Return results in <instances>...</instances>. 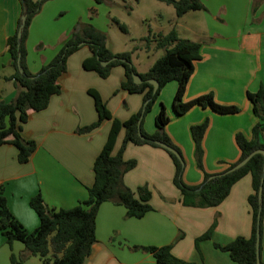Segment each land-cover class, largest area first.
Instances as JSON below:
<instances>
[{
	"label": "crops",
	"instance_id": "crops-1",
	"mask_svg": "<svg viewBox=\"0 0 264 264\" xmlns=\"http://www.w3.org/2000/svg\"><path fill=\"white\" fill-rule=\"evenodd\" d=\"M248 4L242 16L243 29L238 35L202 32L197 40L179 37L200 44V59L193 64L182 100L188 102L200 95L211 94L216 104L238 109L232 115L193 109L188 113L192 116L179 123L175 130H170L169 122L165 126L164 131L171 143L186 158L188 167L181 180L187 186H196L202 181V172L191 165L189 167V157L186 156L187 152H192L193 146L188 132L190 126L203 119L208 121L201 140L202 169L212 175L222 173L228 165L236 162L239 151L234 135L241 133L249 139L250 129L256 121L245 94L255 92L260 86L264 88V0L252 13ZM45 11L44 8L40 10L27 31L25 66L32 75L51 60L65 41H60L58 34L54 41L59 40V43L44 51L47 40L40 28ZM19 14L17 0H0V101L3 102L10 101L16 92L13 81L9 80L14 69L5 51V39L13 34ZM213 20H218L217 16ZM32 48L38 51L33 52ZM89 54L84 46L72 53L66 60V71L58 78L60 93L49 98L45 109L28 114L21 127V136L33 141L35 149L27 162L20 164L16 161L13 146H0L1 195L12 217L27 232H32L38 225V219L28 205L31 197L39 194L47 207L66 210L83 201L86 188L93 183L92 163L106 140L110 121H102L88 133L75 132L96 120L87 90L97 92L102 101L114 93L115 96L104 104L111 117L120 122L127 120L138 108L141 95L128 94L119 88L123 80L122 68L113 67L105 79H100L94 72L82 68V61ZM134 69L139 74L144 73ZM173 83H167L160 92L164 90L166 96L172 95L176 88ZM155 104L156 101L142 121V129L147 134L155 129L154 117L158 112ZM122 137L123 130L120 129L112 154L119 148ZM261 141L264 142V135ZM122 158L136 162L135 167L123 175V184L131 191L146 186L150 191L152 210L140 219H133L124 216L121 206L107 202L100 204L94 219L95 242L82 264H152L150 254L129 248L169 244H172L171 254L185 262L234 264L226 253L214 249L213 244L223 246L236 236H249L250 212L246 198L251 188L248 175L234 183L226 198L216 207L190 208L180 204L179 192L171 181L173 165L164 151L127 144ZM214 218L216 223L211 238L199 244L198 254L194 250V239L209 228ZM179 234L180 238L175 241ZM22 251L23 246L18 242L8 248L0 235V264H10V254L17 256ZM33 258L29 257L21 264H35ZM260 261L264 264V214Z\"/></svg>",
	"mask_w": 264,
	"mask_h": 264
},
{
	"label": "trees",
	"instance_id": "trees-1",
	"mask_svg": "<svg viewBox=\"0 0 264 264\" xmlns=\"http://www.w3.org/2000/svg\"><path fill=\"white\" fill-rule=\"evenodd\" d=\"M49 0H17L20 7L19 18L12 35L5 39V51L10 66L14 73L9 80L13 81L16 92L8 102L0 101V146L11 145L16 149V161L26 163L35 149L31 140L21 136V127L26 122L30 112H39L46 108L49 98L60 93L58 78L66 71L67 58L82 46L89 51V56L82 61L85 71L94 72L100 79H105L113 67L120 66L123 70V80L119 88L128 94L142 96L141 107L136 114L120 122L111 117L104 102L97 92L87 90L92 99L96 120L88 126L80 127L76 133H88L100 125L104 120L110 121V128L106 140L92 163L93 183L86 188V198L70 209H53L46 206L42 197L37 194L29 199V208L35 213L38 225L32 232H27L12 217L8 211L5 199L0 191V235L8 248L13 242L22 244L23 251L14 256L10 254V264H21L29 257L36 256L41 264H82L90 255L91 246L95 242L94 219L98 207L102 203L121 206L126 218L140 219L152 208L149 205L150 192L146 186L137 187L135 191L127 188L123 182V175L132 170L135 160H124L122 152L127 144L134 146H149L161 149L169 157L173 165L172 185L178 190L180 204L190 208H212L219 205L228 195L230 188L242 177L250 178L251 193L246 202L250 212V233L247 238L236 236L226 245L213 244L214 249L227 254L234 264H256L255 239L258 237V260L260 261V244L262 236V218L264 214V160L261 154L252 155L249 160L231 173L206 174L202 169L201 140L207 128V119L188 129L192 144L196 168L202 172V181L196 186H187L182 180V163L172 153L162 149L158 144H164L174 150L181 158V154L174 146L164 128L169 122L168 116L161 107L154 117V131L147 134L142 129V121L156 101L160 90L169 82L176 84L171 99V111L178 117L185 114L191 107L208 109L218 115H232L238 112L234 106L218 105L211 94L200 95L188 102L182 100L186 84L193 72L194 62L200 59V44L181 39L172 28L165 34L147 35L139 39L145 51L149 44L155 49L162 50V55L157 58L150 68L139 74L131 64L130 51L112 53L106 47V36L89 23L77 24L57 53L51 60L32 75L25 66V41L31 20L39 13L41 6ZM100 4L103 0H92ZM172 7L176 18L188 12L202 11L203 5L199 0H157ZM262 0L252 1L251 13L258 7ZM24 17V24L20 31L19 39L16 33L20 18ZM121 32L126 29L117 20L112 19ZM18 60L21 73H18L16 62ZM101 62H105L104 66ZM137 74L141 83L134 84L132 75ZM153 80L157 88L153 92L152 86L146 81ZM245 98L250 104L251 113L256 119L250 129V138L246 139L241 133L234 135V142L239 151L236 162L228 165L226 170L240 162L251 152L264 151V88L260 86L255 92H246ZM123 130V137L117 151L112 154L113 145L119 130ZM137 129L140 133L137 135ZM261 182V201L257 200V191ZM213 219L209 228L194 239V250L199 254V244L209 240L215 227ZM180 238V234L175 241ZM172 244L153 246H132L131 251H141L150 254L152 264H192L175 258L170 250Z\"/></svg>",
	"mask_w": 264,
	"mask_h": 264
},
{
	"label": "rangeland",
	"instance_id": "rangeland-1",
	"mask_svg": "<svg viewBox=\"0 0 264 264\" xmlns=\"http://www.w3.org/2000/svg\"><path fill=\"white\" fill-rule=\"evenodd\" d=\"M199 1L203 5L204 10L188 12L180 18H176L171 6L157 0H103L100 4H95L92 0H49L40 8V10L43 8L46 10L40 28V31L46 35L47 40L45 41V47L43 49L45 48L44 51L46 52L56 46L59 40L54 41V37L56 38L58 34H60L58 37H61L60 41L66 40L70 37L71 32L77 24L89 23L105 34L106 47L110 50L127 52L134 46L138 47L131 53V64L138 72H146L163 52L162 50L155 49L153 43L149 44L148 50L145 51L141 48L144 44L138 42L140 37L165 34L172 28L178 37H186L194 40H197L199 35H202V32L209 34L215 32L220 35L224 33L238 35L242 31V16L246 13L249 0ZM252 1L249 3L250 5L248 4L250 12L253 6ZM213 14L215 15L212 16ZM215 16H217L218 20H213ZM112 19L122 24L126 32H121L117 25L112 22ZM35 51H38V49L33 50V52ZM116 67L121 69L120 66ZM173 84L175 85V83ZM163 91L159 92L155 107L158 110L161 107L165 109V114L167 113L166 115L170 119L169 126L167 125L170 130H175L179 123L187 121L192 116L188 113L193 109L195 111L201 110L199 107L193 106L182 116L176 117L171 112V98L173 94L166 96ZM138 95L136 94V96ZM114 96L115 94L111 93L107 99H111ZM107 99L103 101L105 104ZM121 107L124 108L125 106L122 104ZM140 107L141 96L138 108L133 114H136ZM207 111L213 113L208 109ZM149 113L150 111L146 115ZM191 150L192 152L190 154L189 152L186 153V156L189 157L188 161H190L189 167L191 165V167L197 169L195 166L193 146ZM180 154L184 171L188 166L182 152ZM33 259L35 264H41L36 256Z\"/></svg>",
	"mask_w": 264,
	"mask_h": 264
},
{
	"label": "water",
	"instance_id": "water-1",
	"mask_svg": "<svg viewBox=\"0 0 264 264\" xmlns=\"http://www.w3.org/2000/svg\"><path fill=\"white\" fill-rule=\"evenodd\" d=\"M23 24H24V17H21L20 18V24H19V27H18V30H17V33H16V38L17 39H19V37H20V31H21V29L23 27ZM105 64H106L105 62H101V65L102 66H104ZM16 66H17L18 73H21L22 71L19 68L18 60L16 62ZM131 77H132V82L134 84L141 83V79H140V77L137 74H133ZM146 82L149 85L152 86V91L154 92L156 90V88H157V83L155 81H153V80H147ZM137 135L139 137H141L138 129H137ZM158 145L162 149H164V150L172 153L173 155H175V157L179 160V162L182 163V160L180 159V156L174 150H172L171 148H169L168 146H166L164 144H158ZM256 153L261 154L262 157H263V160H264V151H262V150L253 151L249 155H247L244 159H242L240 162L236 163L232 167H230L227 170H225L223 174H225V173H231V172L237 170L238 168L242 167L249 160V158L252 155L256 154ZM263 168H264V166H263ZM261 182H262V180L260 181V186H259L258 191H257V200H258V202L261 201V190H262ZM255 253H256V264H259V260H258V237L257 236H256V239H255Z\"/></svg>",
	"mask_w": 264,
	"mask_h": 264
}]
</instances>
